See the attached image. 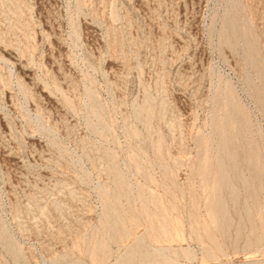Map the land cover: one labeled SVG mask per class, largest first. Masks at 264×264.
<instances>
[{"label":"rangeland","instance_id":"rangeland-1","mask_svg":"<svg viewBox=\"0 0 264 264\" xmlns=\"http://www.w3.org/2000/svg\"><path fill=\"white\" fill-rule=\"evenodd\" d=\"M0 264H264V0H0Z\"/></svg>","mask_w":264,"mask_h":264}]
</instances>
